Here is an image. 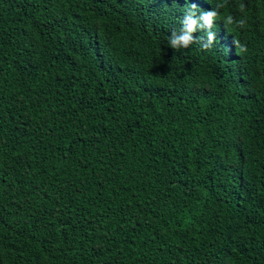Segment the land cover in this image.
I'll return each mask as SVG.
<instances>
[{
	"label": "trees",
	"instance_id": "trees-1",
	"mask_svg": "<svg viewBox=\"0 0 264 264\" xmlns=\"http://www.w3.org/2000/svg\"><path fill=\"white\" fill-rule=\"evenodd\" d=\"M0 264H264V0H0Z\"/></svg>",
	"mask_w": 264,
	"mask_h": 264
},
{
	"label": "clouds",
	"instance_id": "clouds-1",
	"mask_svg": "<svg viewBox=\"0 0 264 264\" xmlns=\"http://www.w3.org/2000/svg\"><path fill=\"white\" fill-rule=\"evenodd\" d=\"M243 5H241V10L243 9ZM195 8V5H193ZM194 13V12H193ZM217 17V12L214 10L206 11L201 13L199 19L194 18L193 15H186L184 20L182 21V28L180 29L179 33L173 31L169 38L170 47L173 49H179L181 47L188 48L193 42L192 33L197 31L198 29L204 30L208 29L207 32V43L204 44V47H208L215 39V34L210 31L213 21ZM226 23H233V18L231 16L227 17ZM241 26L243 25L244 21L238 22ZM237 43V46L240 47L241 51H246L243 46H240Z\"/></svg>",
	"mask_w": 264,
	"mask_h": 264
}]
</instances>
